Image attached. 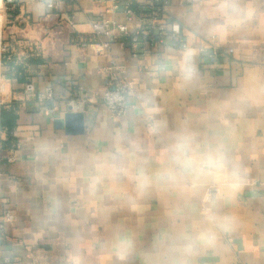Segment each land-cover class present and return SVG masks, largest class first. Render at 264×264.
Listing matches in <instances>:
<instances>
[{
  "label": "crops",
  "instance_id": "1",
  "mask_svg": "<svg viewBox=\"0 0 264 264\" xmlns=\"http://www.w3.org/2000/svg\"><path fill=\"white\" fill-rule=\"evenodd\" d=\"M128 2L145 1L7 4L5 92L33 81L55 98L49 113L33 98L0 110V198L16 216L0 264H264V0H169L189 47L137 52ZM101 19L127 27L108 50ZM112 57L133 89L122 117L102 97ZM70 110L83 133L56 127Z\"/></svg>",
  "mask_w": 264,
  "mask_h": 264
},
{
  "label": "built area",
  "instance_id": "2",
  "mask_svg": "<svg viewBox=\"0 0 264 264\" xmlns=\"http://www.w3.org/2000/svg\"><path fill=\"white\" fill-rule=\"evenodd\" d=\"M15 0H0V110L9 104L12 99H19L26 101L33 98L38 103V107L46 113H49L53 108L49 106L55 98L54 90L50 86L45 90H39L33 81H27L24 84L22 95L12 94L9 95L5 92L6 86L2 83L5 79V66L7 60L11 59L13 48L4 37V18L3 13L7 9V4ZM144 5L141 9L135 10L132 8L131 3H127L125 11L128 18L138 15L142 20V26L139 30L132 35L133 47L136 52L138 50L146 51L149 46L167 45L171 44L187 49L189 47L186 40L182 26L179 22L172 20L167 13V6L169 0H144ZM50 8L56 6L53 2H49ZM118 5L115 4L114 8ZM94 32L99 36H105L106 39L99 43L102 50H108L111 47V42L118 39L119 34L127 33V27L124 24L117 23L113 20L101 19L92 21ZM202 52L207 53L208 57L215 61L219 55V50L215 42L209 43L201 47ZM233 48H229L228 53H232ZM106 77V89L102 95L105 105L114 117L124 116L129 109V97L133 94V89L128 81L125 67L118 64L117 60L112 57L111 62L104 68ZM12 97V99H10ZM73 107V105H72ZM85 102L80 101L77 105L78 110H83ZM8 134L13 131L7 130ZM13 145L8 147L9 153L6 156L8 162L17 160L15 150L18 143L12 142ZM2 142L0 141V150ZM218 194V187L211 186L205 194V202L211 201ZM203 211L208 212L209 208L204 205ZM16 219L15 212L11 208H3L0 198V232L3 230L6 223H12Z\"/></svg>",
  "mask_w": 264,
  "mask_h": 264
},
{
  "label": "water",
  "instance_id": "3",
  "mask_svg": "<svg viewBox=\"0 0 264 264\" xmlns=\"http://www.w3.org/2000/svg\"><path fill=\"white\" fill-rule=\"evenodd\" d=\"M56 127L64 128L69 134H80L85 131V116L83 111L70 110L64 118L56 120Z\"/></svg>",
  "mask_w": 264,
  "mask_h": 264
}]
</instances>
